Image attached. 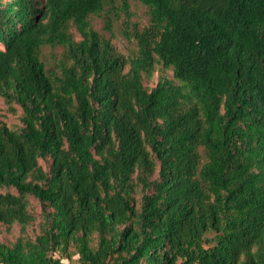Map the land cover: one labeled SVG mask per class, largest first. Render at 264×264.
Returning <instances> with one entry per match:
<instances>
[{"label":"trees","instance_id":"16d2710c","mask_svg":"<svg viewBox=\"0 0 264 264\" xmlns=\"http://www.w3.org/2000/svg\"><path fill=\"white\" fill-rule=\"evenodd\" d=\"M134 1L0 0V264H264V0Z\"/></svg>","mask_w":264,"mask_h":264},{"label":"rangeland","instance_id":"374dc122","mask_svg":"<svg viewBox=\"0 0 264 264\" xmlns=\"http://www.w3.org/2000/svg\"><path fill=\"white\" fill-rule=\"evenodd\" d=\"M131 19L126 21L123 16L117 15V11H112L109 15L108 24L110 26L107 29L106 22L104 18L105 14L99 16L94 15L90 17V23L92 28L104 39H107L111 44L125 57H132L136 52V43L133 39H129L126 36V31H131L134 26L136 28H143L149 23L148 9L142 4L129 0ZM73 31V30H72ZM74 32V31H73ZM76 40H79V36L74 32ZM0 49L2 47L0 46ZM62 52L61 48L50 49L48 47L43 49V59L48 66H53L55 59L60 57ZM55 56L56 58H53ZM169 74V73H168ZM157 75L154 76L156 80ZM14 111H11L9 107L5 104L4 100L0 97V117L1 119L11 128L20 125L19 118L22 111L17 105H13ZM65 264H70L65 262ZM74 264V263H71Z\"/></svg>","mask_w":264,"mask_h":264}]
</instances>
